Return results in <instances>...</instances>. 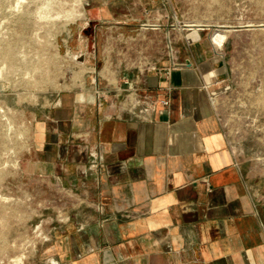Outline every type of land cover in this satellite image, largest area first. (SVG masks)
<instances>
[{
	"label": "crops",
	"instance_id": "1",
	"mask_svg": "<svg viewBox=\"0 0 264 264\" xmlns=\"http://www.w3.org/2000/svg\"><path fill=\"white\" fill-rule=\"evenodd\" d=\"M105 11L93 24L125 25ZM201 30L178 38L173 62L120 54L102 67L115 81L99 72L60 95L38 166L78 206L39 264H264L260 179L222 129L227 64Z\"/></svg>",
	"mask_w": 264,
	"mask_h": 264
},
{
	"label": "rangeland",
	"instance_id": "2",
	"mask_svg": "<svg viewBox=\"0 0 264 264\" xmlns=\"http://www.w3.org/2000/svg\"><path fill=\"white\" fill-rule=\"evenodd\" d=\"M98 8L125 25L93 24ZM196 28L215 46L213 37H225L217 112L264 194V0H0V264H39L78 206L38 166L36 136L60 95L99 72L115 81L102 67L120 54L173 62L178 38Z\"/></svg>",
	"mask_w": 264,
	"mask_h": 264
},
{
	"label": "bare ground",
	"instance_id": "3",
	"mask_svg": "<svg viewBox=\"0 0 264 264\" xmlns=\"http://www.w3.org/2000/svg\"><path fill=\"white\" fill-rule=\"evenodd\" d=\"M18 1H19V0H18ZM20 3H21V2H20ZM20 3H19V4H20ZM16 5H17V4H16ZM39 15L42 16L43 13L40 12ZM224 38H225V37H224L223 34L218 33V34L215 36V41H216V43H217L218 45H221V43L223 42Z\"/></svg>",
	"mask_w": 264,
	"mask_h": 264
},
{
	"label": "built area",
	"instance_id": "4",
	"mask_svg": "<svg viewBox=\"0 0 264 264\" xmlns=\"http://www.w3.org/2000/svg\"><path fill=\"white\" fill-rule=\"evenodd\" d=\"M162 103H163L164 105H168V101H163ZM149 108H150V107H149L148 105H144V108L142 109V112H146V111H148ZM98 159H99V161H101V157H99ZM93 165H94V166H97L96 163H94Z\"/></svg>",
	"mask_w": 264,
	"mask_h": 264
},
{
	"label": "water",
	"instance_id": "5",
	"mask_svg": "<svg viewBox=\"0 0 264 264\" xmlns=\"http://www.w3.org/2000/svg\"><path fill=\"white\" fill-rule=\"evenodd\" d=\"M83 58V57H82Z\"/></svg>",
	"mask_w": 264,
	"mask_h": 264
}]
</instances>
